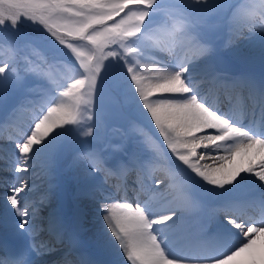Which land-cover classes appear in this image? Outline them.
<instances>
[{"label":"snow or ice","instance_id":"obj_1","mask_svg":"<svg viewBox=\"0 0 264 264\" xmlns=\"http://www.w3.org/2000/svg\"><path fill=\"white\" fill-rule=\"evenodd\" d=\"M210 28L225 29L229 47L245 38L264 64V0H0V108L11 103L16 128L0 166L11 174L0 176V233L12 234H0V264L58 251L45 231L63 244L56 264H264V75L222 84L209 69L198 84L193 70L214 51ZM112 69L152 130L115 162L95 147ZM217 86L246 91L252 110L209 102ZM65 166L95 201L117 259L89 251L64 212L41 216L51 186L39 204L31 199L38 167L53 177ZM100 174L124 182L104 187ZM198 208L210 230L190 220Z\"/></svg>","mask_w":264,"mask_h":264},{"label":"rangeland","instance_id":"obj_2","mask_svg":"<svg viewBox=\"0 0 264 264\" xmlns=\"http://www.w3.org/2000/svg\"><path fill=\"white\" fill-rule=\"evenodd\" d=\"M22 31L28 32L29 34L33 35V38L36 40H39L41 38V31L36 25L27 24L24 26ZM207 39L210 41V46L214 49V51L208 58L209 62L207 59L202 60L203 62H208L207 65H209L210 63L211 66L213 54L215 52H222L228 57L236 60L241 67L243 66L244 62H242V60L239 58V54L236 55L235 48L241 40L248 42L245 38L241 37L235 47H229L227 46L226 30L223 28H210L207 30ZM247 46L249 47V44H245L242 49ZM249 52L252 53L253 58L258 57V53L253 48L249 47ZM0 56H7L6 49H0ZM262 66V64L256 65V67L263 68ZM210 68L212 69V66ZM53 71L56 72L57 75L61 74L60 69H53ZM118 73L119 69H112L108 72L101 86L102 95L98 104L99 120L95 147L97 151L102 153L103 156H105L110 162L118 161L127 153L131 152L139 139H143L145 136H152L151 128L148 126L147 121H145L143 117L139 116L133 102L124 94V92L117 91L115 89ZM197 73H203V71ZM194 75L196 77V82L198 84L202 83L200 79L201 76H199L198 74L196 75L195 73ZM220 89H223V91ZM239 92L230 94L227 89L222 88L221 86H217L216 88L208 89L207 98L210 101L211 98H213L220 103L221 97L224 96L227 98V101L230 99L233 105L239 104L245 107L247 106V104L240 101L245 97H241V95H239ZM247 94L248 93L246 92L245 96ZM209 95L211 96V98H209ZM250 102L251 104H253L252 100H250ZM252 108L253 105H251V110ZM11 113V103L4 108H0V156L3 157V160H0V166H2L3 163L11 156L12 146L8 142V137L10 135H13L16 131V128L12 124H10L9 121H6V116L10 118ZM17 122L23 123V118H21ZM77 174L78 173L75 170L69 169L68 167L64 171V175L71 178H73ZM10 175V173H0V176H3L5 179L10 178ZM96 179L97 182L101 185H104V187H109L111 185L119 183L115 180V176L105 177L103 174H100L96 177ZM127 179L130 181L134 179V177L130 174ZM49 180L52 181L51 185H49ZM34 181L36 190L31 194V199L35 200L39 204L40 197L45 194L46 190L50 186L53 189L56 188L55 178L54 176H45L41 168L38 167L36 175L34 176ZM54 197L55 196H52L49 201L45 203L44 207L41 210L42 217H46L49 211L56 210ZM73 199L75 207L74 212L76 214V217L74 219L77 218L78 220V223L80 225V238L85 246H91L92 249L90 251L93 253H95L93 250L94 247L100 248L101 253L97 254L100 256L99 258H105L110 255L114 257V259H117L118 257H116L113 250L106 249L104 247L105 236L101 220L96 215L97 209L95 201L81 196L77 185L76 193ZM3 206V190L0 189V210H3ZM190 220L196 223L199 227H203L205 230H210L212 227L211 222L208 220L204 210L201 208L193 210V214L192 217H190ZM0 234H4L9 238H12V234L10 232H3ZM45 236L51 238V236L48 234ZM43 237L44 236H41V238ZM260 243L261 241H258V245Z\"/></svg>","mask_w":264,"mask_h":264},{"label":"bare ground","instance_id":"obj_3","mask_svg":"<svg viewBox=\"0 0 264 264\" xmlns=\"http://www.w3.org/2000/svg\"><path fill=\"white\" fill-rule=\"evenodd\" d=\"M245 44H248V42H245V41H240L238 44H237V47L235 48V53H236V55H238L239 54V58L242 60V62H244L243 63V66L241 67L240 66V64L238 63V71H237V74H234V75H227V74H220V73H216V75H218V76H220V77H222L223 78V81H222V83H225V82H227V81H230V80H232L233 78H236V77H238V76H241V75H250V76H252V77H254V78H256L257 80H259L260 79V77L262 76V75H264V64H262L261 63V61H260V58H259V55H258V59L256 58V57H254L253 58V55H252V53L251 52H249V47L247 46V47H245V48H243L242 49V47L245 45ZM240 52V53H239ZM208 60V62H209V59H207ZM208 62H203V61H200L196 66H195V68H194V73L197 75H199V76H203L206 72H207V68H208V70L209 69H211L210 67V63H209V65H207L208 64ZM239 62H241V61H239ZM263 65L262 67L263 68H261V67H256V65ZM256 67V68H255ZM203 71V73H197V72H202ZM244 74H243V73ZM212 100H214L213 98H212ZM214 102H215V104H219V102L218 101H216V100H214ZM222 101L220 100V103H221ZM243 103V102H242ZM250 104H251V102H250ZM247 109H248V106H245ZM249 111L251 110V106H250V108L248 109ZM257 112L259 111L258 109L256 110ZM257 115H258V113H257ZM6 121L8 122L9 121V118H8V116H6ZM76 217V214L74 215V217H72V218H70V220L76 225V227L78 228V230H79V233H80V225H79V223H78V220H77V218L76 219H74ZM49 234L47 231H45L44 232V234H43V232L42 233H40V236H44L45 237V235H47V234ZM50 235H52V239H56V236H55V234H50ZM58 245H61V244H57L56 246H55V248L56 249H58V251H55V252H52V255H50L51 253H47V254H44V255H41V256H38V257H36V259H37V261H38V264H56V261L57 260H55L56 258H60V255H61V252H62V249H63V246H58ZM87 249H88V247L87 246H85ZM46 256H51L50 258H47ZM108 257H111V258H113L112 256H108ZM106 259H109V258H104L103 260H106ZM114 259V258H113Z\"/></svg>","mask_w":264,"mask_h":264},{"label":"water","instance_id":"obj_4","mask_svg":"<svg viewBox=\"0 0 264 264\" xmlns=\"http://www.w3.org/2000/svg\"><path fill=\"white\" fill-rule=\"evenodd\" d=\"M213 68L217 72L235 74L238 71V63L221 52H215L212 60ZM66 167V166H65ZM55 175L56 179V208L67 214L68 218L73 215V196L75 184L71 177L62 175L64 168Z\"/></svg>","mask_w":264,"mask_h":264}]
</instances>
